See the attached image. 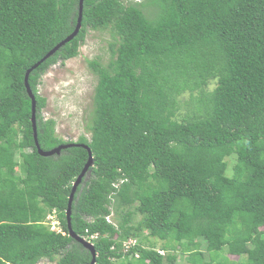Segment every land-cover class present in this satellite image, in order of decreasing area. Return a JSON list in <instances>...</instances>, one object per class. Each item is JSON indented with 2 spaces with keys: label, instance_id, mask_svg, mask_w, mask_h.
<instances>
[{
  "label": "trees",
  "instance_id": "16d2710c",
  "mask_svg": "<svg viewBox=\"0 0 264 264\" xmlns=\"http://www.w3.org/2000/svg\"><path fill=\"white\" fill-rule=\"evenodd\" d=\"M79 12L80 0H0V264L92 261L67 217L89 152L39 153L25 82ZM81 23L29 84L41 148L92 150L71 221L81 237L98 233L96 264H174L150 237L191 264H264V0H84ZM91 30L111 38L109 62L89 60L92 135L64 140L39 84Z\"/></svg>",
  "mask_w": 264,
  "mask_h": 264
},
{
  "label": "rangeland",
  "instance_id": "374dc122",
  "mask_svg": "<svg viewBox=\"0 0 264 264\" xmlns=\"http://www.w3.org/2000/svg\"><path fill=\"white\" fill-rule=\"evenodd\" d=\"M110 40L111 38L107 32L91 30L80 48L79 55L66 61H57L42 75L39 93L47 98L42 116L44 119H55V132L64 140H76L82 134L91 138L92 134L88 126L91 123L97 76L92 72L89 60L98 59L103 64H107L111 57L108 44ZM213 87L214 84H211L210 89ZM227 159L229 163L227 174H231L236 162V155H232ZM135 218L140 219V215H136ZM110 220L117 223L115 213L110 215ZM50 226L51 228L56 226L60 229V226L57 223L55 224L53 220ZM150 239L155 242L161 253L177 256L174 264H191L188 258L190 255L185 254L181 247L174 250L169 247L171 243L169 240H160L153 237H150ZM145 242L147 243L148 240H145ZM200 249L206 251V243L202 240ZM206 253L208 254L207 251ZM221 260L223 264H226L224 258ZM219 261L215 260L213 264H219ZM47 264L52 263L47 262Z\"/></svg>",
  "mask_w": 264,
  "mask_h": 264
},
{
  "label": "water",
  "instance_id": "95a60500",
  "mask_svg": "<svg viewBox=\"0 0 264 264\" xmlns=\"http://www.w3.org/2000/svg\"><path fill=\"white\" fill-rule=\"evenodd\" d=\"M83 8H84V0H80V12H79L80 14H79L78 23H77V26H76L74 32L72 34H70L67 38L62 40L52 50H50L39 62H37L34 66H32L30 69L27 70L25 82H26V86H27V91H28L30 97L32 98V121H33V128H34V136H35L36 145L38 147L39 153L43 156H51L53 154H59L63 149L71 147V146H82V147H85L89 152L88 161L86 162L83 170L81 171V173L78 175L76 181L74 182L73 190H72V193H71L70 198H69L67 217H68V225H69L70 235L73 238H75L76 240H78L79 242H81L91 252L92 261L90 264H96L97 250H96L94 243H92V242L86 240L84 237H81L80 235L76 234L75 231L73 230L72 221H71L72 204H73L76 189H77L78 185L82 182V180H83L84 176L86 175V173L88 172L89 168L94 166V164H95L92 150L86 144H79V143H75V142H71V143H67V144H61V145H59V146H57L51 150H43L41 148L39 141H38V130H37V118H36L37 102H36L35 95H34L32 89L30 87V84H29L30 73L34 69H36L42 62H44L46 59H48L49 57L54 55V53L61 46L66 44L68 41L72 40L78 34V32L80 31L81 25H82L81 22H82V16H83Z\"/></svg>",
  "mask_w": 264,
  "mask_h": 264
},
{
  "label": "built area",
  "instance_id": "2783aa9c",
  "mask_svg": "<svg viewBox=\"0 0 264 264\" xmlns=\"http://www.w3.org/2000/svg\"><path fill=\"white\" fill-rule=\"evenodd\" d=\"M49 218H50V219H53L54 216L51 215ZM53 222H54L55 224L58 223L57 220H53ZM55 227H56V226H55ZM96 238H98V233H93V234L88 235V236L86 237V239H87L88 241H90V242H94V240H95ZM131 242L134 244V243H136V240H132ZM129 243H130V242L125 243V246H126V247H129Z\"/></svg>",
  "mask_w": 264,
  "mask_h": 264
},
{
  "label": "clouds",
  "instance_id": "9594fccd",
  "mask_svg": "<svg viewBox=\"0 0 264 264\" xmlns=\"http://www.w3.org/2000/svg\"><path fill=\"white\" fill-rule=\"evenodd\" d=\"M89 169H90V168H89ZM88 171H89V170H88ZM87 174H88V173H86V175H87ZM86 175H85V176H86ZM85 176H84V177H85ZM83 179H84V178H83ZM57 221H58V220H57ZM57 224L59 225V222H58ZM55 228H56V227H55ZM53 229H54V228H53ZM84 238L86 239V237H84ZM86 240H87V239H86ZM92 243H94V242H92ZM160 252H161V250H160Z\"/></svg>",
  "mask_w": 264,
  "mask_h": 264
}]
</instances>
